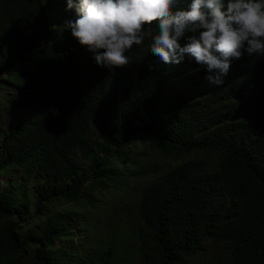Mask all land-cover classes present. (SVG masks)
Wrapping results in <instances>:
<instances>
[{
	"label": "trees",
	"instance_id": "1",
	"mask_svg": "<svg viewBox=\"0 0 264 264\" xmlns=\"http://www.w3.org/2000/svg\"><path fill=\"white\" fill-rule=\"evenodd\" d=\"M75 16L67 0H0V89L46 97L0 138V174L20 171L0 190V264H187L207 243L264 264V57L243 53L216 86L146 37L109 70L63 27ZM138 143L174 163L125 172ZM141 171L131 202L89 216Z\"/></svg>",
	"mask_w": 264,
	"mask_h": 264
},
{
	"label": "clouds",
	"instance_id": "2",
	"mask_svg": "<svg viewBox=\"0 0 264 264\" xmlns=\"http://www.w3.org/2000/svg\"><path fill=\"white\" fill-rule=\"evenodd\" d=\"M67 9L76 16L64 21L65 30L93 54L97 66L109 70L129 65L125 53L146 37L150 52L164 64L193 58L215 71L207 79L216 86L243 53L264 57V0H190L186 9L180 0H67Z\"/></svg>",
	"mask_w": 264,
	"mask_h": 264
},
{
	"label": "rangeland",
	"instance_id": "3",
	"mask_svg": "<svg viewBox=\"0 0 264 264\" xmlns=\"http://www.w3.org/2000/svg\"><path fill=\"white\" fill-rule=\"evenodd\" d=\"M25 90L28 91V88ZM28 94V92H25ZM16 94H20V91L17 87L8 84L5 89H0V114L2 115L0 119V138L2 135L8 133L10 129L15 128L16 122L20 121L24 118V116L32 109L37 108L39 103L45 99L46 97H34V96H22L18 100H15ZM99 132L95 130H90V137L94 141H100ZM136 151H147V153L142 155H137L135 157L137 161V165L126 164L125 169L127 170H136L147 168L151 169L152 166L158 165L161 169L167 168L169 165L173 164L174 161L169 156H161L156 152H149V148L147 146L143 147L142 144L136 145ZM143 147V148H142ZM126 172V171H125ZM148 173H143L142 171L135 174L134 176L127 177L125 180V184L123 188L118 189H110L107 190L104 194V202L100 207V210H90V217H100L101 214H107L108 209L113 207L114 205H122L126 202H131L134 199L135 188H138L140 185L146 183L149 179ZM20 171L13 169L9 173L0 174V190L4 187L7 180L10 177H14L19 175ZM125 174L121 176L123 179ZM128 189H131L128 192ZM133 193V194H132ZM33 199H31L30 205L32 207ZM77 206V204H75ZM58 209H63V204L56 205ZM206 250L201 252L198 256L192 259V262H188L187 264H229V255L228 249H226V245L223 243H207L205 245ZM21 264H33L30 258V255L27 254Z\"/></svg>",
	"mask_w": 264,
	"mask_h": 264
}]
</instances>
